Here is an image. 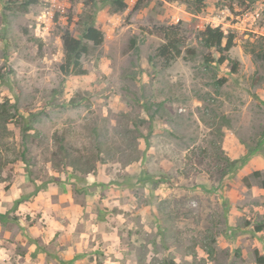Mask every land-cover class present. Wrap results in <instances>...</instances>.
<instances>
[{
    "label": "rangeland",
    "instance_id": "1",
    "mask_svg": "<svg viewBox=\"0 0 264 264\" xmlns=\"http://www.w3.org/2000/svg\"><path fill=\"white\" fill-rule=\"evenodd\" d=\"M137 1L0 0V197L90 202L31 250L3 220L0 264H264V0ZM89 26L104 43L66 75Z\"/></svg>",
    "mask_w": 264,
    "mask_h": 264
},
{
    "label": "trees",
    "instance_id": "2",
    "mask_svg": "<svg viewBox=\"0 0 264 264\" xmlns=\"http://www.w3.org/2000/svg\"><path fill=\"white\" fill-rule=\"evenodd\" d=\"M151 0H138L136 3V9H140L143 5ZM199 4L204 6L205 0H197ZM27 3H33L32 1H27ZM26 3V4H27ZM113 4L117 11L125 9V0H113ZM152 35H157L164 40L163 45L159 49V55L165 59L178 58L182 55V49L186 46V39L182 36L179 25L171 26H161L155 27L150 32ZM205 46L208 48H217L219 51H229L234 47L231 39L228 38L227 46L222 48L223 41L227 38L224 30L222 28H213L208 26L202 34ZM63 45L67 56V70L62 66V70L68 75L71 72L80 71V63L83 55L88 53V47L83 41L93 42L94 45L100 46L104 43L103 33L96 29L94 26H89L85 29L83 33V40L76 39L71 36L70 32L67 30L63 34ZM220 63L225 62L224 56L220 59ZM4 104H1L0 108L4 109ZM30 121H35L37 115L32 113L29 116ZM31 123V122H30ZM26 129H32L29 125Z\"/></svg>",
    "mask_w": 264,
    "mask_h": 264
},
{
    "label": "crops",
    "instance_id": "3",
    "mask_svg": "<svg viewBox=\"0 0 264 264\" xmlns=\"http://www.w3.org/2000/svg\"><path fill=\"white\" fill-rule=\"evenodd\" d=\"M44 193V192H43ZM42 192L39 193L36 196L31 197L29 200L30 202L27 201V199H24L25 201H21L20 203H14L12 202V200H17V198H21L18 196V194H16V196L14 198L11 199V197H8L5 203H4V196L0 197V226H5V224L3 225V220L5 221L6 226H21V231L19 232V234L17 235V241H21L17 242L20 245H23L24 247H28V249L31 250L32 246L36 247V241H31V236H35L36 239H40L43 242L45 240H53L56 236L57 233L59 231V226H61V221L62 218H60L61 216L65 215L67 216L69 213L70 214H75V213H83V211H86V209L89 206V203L87 202L86 205L84 206L81 203H72L71 206H69V208L64 209L65 211H63V209H60V205L57 202H52L51 204L48 203H44L43 205L41 204V206H39V201L42 200V196H41ZM45 195V194H44ZM91 203L94 204L93 199L91 200ZM61 204V203H60ZM53 207V208H52ZM75 209V210H74ZM90 209V208H89ZM40 211L43 212V219H45V222H41L43 224H45L46 226H49L47 228V230L45 229H41L38 226H41L39 224L34 223L33 225L28 224L27 220L29 218V216H33L32 222H34L35 217L39 216ZM29 215V216H28ZM18 216L20 217L18 220ZM23 216L25 217L26 220H24ZM2 220V222H1ZM19 221V225H16L15 221ZM44 221V220H41ZM44 225V226H45ZM32 226V227H30ZM43 226V225H42Z\"/></svg>",
    "mask_w": 264,
    "mask_h": 264
}]
</instances>
